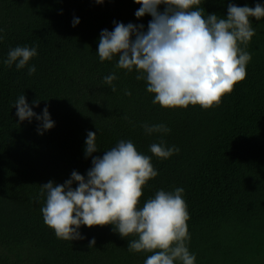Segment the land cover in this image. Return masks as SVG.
<instances>
[{"label":"trees","instance_id":"obj_1","mask_svg":"<svg viewBox=\"0 0 264 264\" xmlns=\"http://www.w3.org/2000/svg\"><path fill=\"white\" fill-rule=\"evenodd\" d=\"M230 3L264 6V0H201L198 7L226 18ZM140 7L135 0H0V264H144L152 254L130 252L129 241L138 237L123 238L113 225H81L84 239L66 241L45 224L41 186L63 185L73 171L87 176L89 131L97 134L93 156L131 140L151 157L158 175L144 186L138 207L158 190L184 189L195 264H264V18H250L255 35L240 45L251 54L247 76L219 105L166 109L153 104L135 69L116 68L118 56H98L101 31H112L114 22L147 31L152 17L137 19ZM17 46L37 48L28 64L34 74L4 63ZM113 72L115 92L104 82ZM20 95L37 115L47 106L54 127L41 135L35 117L20 122ZM144 124L170 132L149 135ZM161 139L179 152L156 157L150 146Z\"/></svg>","mask_w":264,"mask_h":264},{"label":"clouds","instance_id":"obj_2","mask_svg":"<svg viewBox=\"0 0 264 264\" xmlns=\"http://www.w3.org/2000/svg\"><path fill=\"white\" fill-rule=\"evenodd\" d=\"M135 3L141 5L135 12L137 19L146 14L152 17L147 31L143 24L114 22L112 31H101L98 56L101 61L118 56L116 68L129 72L135 69L136 79L145 80L147 92L154 94L153 104L166 109L189 105L209 109L219 105L246 78L251 54L240 45L246 48L255 35L250 18L257 21L264 18V6L230 3L226 18H222L214 13L205 16L198 7L201 0H135ZM160 5H165L163 12L158 10ZM78 23L74 19L73 26ZM36 55V47L17 46L10 49L4 63L9 67L15 63L17 70H21ZM35 71V66H28V75ZM117 78L114 72L104 77L113 92L116 91L113 81ZM125 94L131 95L127 91ZM33 105L38 107L39 100L33 101ZM15 108L20 122H31L34 117L40 121L37 131L41 135L54 127L48 107L37 115L25 95L18 97ZM143 128L149 135L170 132L164 124H144ZM96 138L95 132L87 133L84 152L86 158L92 157V167L86 177L73 171L63 185L49 181L41 186V195L47 194L41 208L45 224L66 241L84 239L79 232L81 225L89 228L113 225V231L123 238L138 237L129 241L130 252L152 253L144 264L177 261L195 264L196 257L187 246L189 213L183 199L184 189L158 190L154 198L138 207L144 186L158 175L151 157L139 152L131 140H120L102 157L93 156L98 151ZM150 151L167 159L179 149L167 147L161 139L150 146ZM74 182L78 185L75 188ZM94 245L93 238L88 246Z\"/></svg>","mask_w":264,"mask_h":264}]
</instances>
